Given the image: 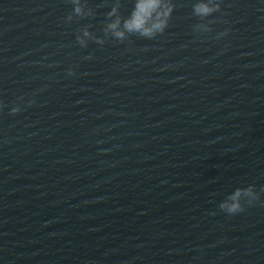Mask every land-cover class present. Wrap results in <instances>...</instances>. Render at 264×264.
I'll use <instances>...</instances> for the list:
<instances>
[{"label":"water","instance_id":"obj_1","mask_svg":"<svg viewBox=\"0 0 264 264\" xmlns=\"http://www.w3.org/2000/svg\"><path fill=\"white\" fill-rule=\"evenodd\" d=\"M0 264H264V108L1 218Z\"/></svg>","mask_w":264,"mask_h":264},{"label":"clouds","instance_id":"obj_2","mask_svg":"<svg viewBox=\"0 0 264 264\" xmlns=\"http://www.w3.org/2000/svg\"><path fill=\"white\" fill-rule=\"evenodd\" d=\"M74 6V13L67 17L68 22H71L74 16L86 18L94 16L95 13L92 9L85 11V5L82 0H70ZM120 4L117 2L112 7L111 12L108 13V19L112 21L108 23L104 29L105 35L109 32L112 33L116 40L123 42L130 35H137L145 39H155L158 35H162L169 26V21L172 13L175 10L173 0H135L134 8L129 17L124 18L119 15ZM193 14L202 21L195 26V31L200 32L203 29L204 33L212 31L210 23H203L208 17L221 11V0H196L192 5ZM121 26L123 30H120ZM84 37L92 38L96 43L103 44L104 41L97 39L87 29L82 31ZM226 35V33L224 34ZM79 44L87 47L81 35L77 36ZM69 75H74L69 72ZM23 97L20 98L23 101ZM29 106L35 104V100L28 101ZM5 105L0 103V114H2ZM21 108L19 104L11 109V115L19 114ZM260 200V195L257 194L254 185L246 188H237L233 193L228 195L226 199L220 204V209L228 215H236L245 211V203L252 206L255 202Z\"/></svg>","mask_w":264,"mask_h":264}]
</instances>
